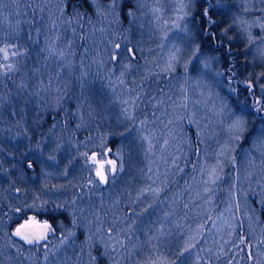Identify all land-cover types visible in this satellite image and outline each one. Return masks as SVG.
<instances>
[{"label": "rangeland", "instance_id": "rangeland-1", "mask_svg": "<svg viewBox=\"0 0 264 264\" xmlns=\"http://www.w3.org/2000/svg\"><path fill=\"white\" fill-rule=\"evenodd\" d=\"M55 1L61 2L33 0L30 12L21 0H0V41H11L10 51L18 50L21 38L35 45L30 57L18 53L14 63V82L26 98L16 95L17 108L32 114L40 101H52L55 109L72 85L76 127L93 129L92 118L117 125L135 114L142 118L125 144L123 166L118 144L86 155L98 181L101 166L107 181L120 168L107 189L61 196L84 229L82 239L68 231L39 254L22 251L14 257L2 246L0 264H161L182 249L180 244L189 247L187 254L165 264H202V256L229 242L264 264V124H256L254 111L232 103L234 85L224 78L217 54L201 46L194 15L198 0H89L94 14L86 16L88 25L76 14L68 18L58 12ZM212 5L219 36L237 46L246 59L247 76L264 92V0H214ZM80 33L87 41L82 46L76 44ZM114 55L118 59L113 60ZM260 105V97H254V110ZM238 116L246 123L236 141L229 125ZM52 127L54 137L60 129ZM225 145L229 150L221 155ZM49 146L62 164L50 168V175L75 176L79 166L69 164L63 142L51 140ZM191 149L198 154L199 166L187 175L184 187L176 181L173 190L161 193L165 182L181 177L179 166L188 163ZM108 161H115V172ZM232 162L235 167L227 172L221 191L215 177ZM126 205L132 212L125 208V214L130 212L125 216ZM32 218L12 234L26 222L24 236L39 235L45 222L50 226ZM196 243H202L199 249Z\"/></svg>", "mask_w": 264, "mask_h": 264}, {"label": "trees", "instance_id": "trees-1", "mask_svg": "<svg viewBox=\"0 0 264 264\" xmlns=\"http://www.w3.org/2000/svg\"><path fill=\"white\" fill-rule=\"evenodd\" d=\"M21 1L26 2L30 12H32L33 0ZM60 1L59 3L55 1V5H53L58 12L68 18L76 14L78 18H83L82 22L84 25L89 24L91 20L86 16L93 17L94 14L89 0ZM212 2L214 0H198L197 8L194 12L195 19L198 20V33L201 46L207 45L213 48V52L219 58V65L225 76L224 78L229 80L230 85H234V92L229 95L232 103L236 107L243 105L251 114L254 111L257 117H262L264 116V92L259 91L251 78L247 76L249 73L246 59L240 54V51L236 48L237 46L233 42L219 36V18L213 11ZM124 5L125 3H121V11ZM226 41L229 42L227 43ZM85 43H87L85 36L82 33L78 34L76 44L82 46ZM17 46V51H10L13 47L12 42L0 41V49H8L7 60L4 58V53L0 51V66L6 67L9 64L13 66V70L6 75L3 74V68L0 67V250L4 246L7 254L12 257L22 251H31L32 253L39 254L38 251L40 249H46L50 242L56 238H61L68 231L71 232L73 237L76 236L78 240L82 239L84 229L81 228L77 222V217L68 209L69 205L64 202L61 196L65 193L77 194L83 189H107L110 179L118 174L120 168L111 176L109 181L105 184L100 183V181L93 177L92 169L88 167L86 161V155L93 151H100L106 146L113 150L118 144L119 148H121V156L118 159L120 167L122 165L121 159L126 158L128 153L125 144L132 134L133 127L142 118L140 116L141 113L135 114L133 119L131 117L127 122L120 125L113 124L110 119L108 121H105V119L101 121L100 118H92L89 125H92L93 129L88 125L76 127L77 119L73 114L74 112H72L74 110V103L70 101V94L73 90L72 85L66 91L62 103L58 102L57 106L59 105V107L55 109L50 107L52 101L44 103L40 101L37 108L33 104L32 114L29 110L18 109L16 95L20 97L24 96L20 93L17 84L14 82L16 77V66L14 63L18 53H25L27 57H30L33 54L35 45L31 40L21 38ZM13 53H16V55H13ZM248 82L252 84V90L248 89L246 85V83L249 84ZM254 97H260L261 105L257 111L252 106ZM142 109L143 111L145 110L144 108ZM53 125L59 126L60 129V132L54 137H52ZM51 127L52 131L50 132ZM188 127L186 126L185 132L190 139V134H188L190 129ZM250 132L249 130L244 134L243 140L239 143L235 153L240 151L241 144L247 140ZM51 140L63 142L64 149L70 152L69 164L79 166L80 169L75 176L68 175L61 178L50 175V168L53 167L55 169L62 165L58 163L56 160L58 158L57 154L49 146V141L51 142ZM59 148L57 147L56 149ZM188 159L186 165L182 163L179 166L181 177L179 176L177 180L173 178L165 182L164 188L160 189L161 193L173 190L176 186V181H178L180 187H184L187 175L193 171L194 166L198 167L199 165L198 154L194 155L192 149L189 152ZM30 162L32 164L31 167L28 166ZM234 167V162L230 166L225 167L224 172L218 178L219 186L223 185L227 172H233ZM44 168L46 169L47 178L41 175ZM183 173L185 174L182 175ZM42 184L45 185V188L41 187ZM214 190L215 187L212 191ZM220 190H223L222 186H220ZM55 196H60V199H57ZM220 201L221 199H217L218 203ZM125 208L127 211L132 212L130 206H124L122 213L125 216L130 214V212L124 213L126 211ZM29 216L39 221H47L50 224L51 234L47 236V239L42 240V243L28 244L12 234V229ZM203 232L204 230L202 229L201 233ZM229 243V246H220L216 251L202 257L200 256L201 263H261L260 259L256 256L248 258V254L244 248L237 250L233 248L235 242ZM201 245L202 243H196L194 247L199 249ZM94 246L93 252H97L96 245ZM180 247H182V249H179L180 253L177 252L169 260L170 262L173 261L174 263L183 259L185 254H187L189 247L183 244H180ZM169 261H165V263ZM165 263L162 262L161 264ZM99 264H101L100 260ZM185 264L189 263L186 262Z\"/></svg>", "mask_w": 264, "mask_h": 264}, {"label": "snow or ice", "instance_id": "snow-or-ice-1", "mask_svg": "<svg viewBox=\"0 0 264 264\" xmlns=\"http://www.w3.org/2000/svg\"><path fill=\"white\" fill-rule=\"evenodd\" d=\"M261 27H264V24L261 25ZM117 48L120 47V45H116ZM0 51L4 52V58L5 60L8 59V55H7V49H0ZM131 51V50H130ZM13 55H16V53H13ZM193 56H196V52L193 53ZM113 60L118 59L117 56H113L112 57ZM207 67V65H205ZM3 68V74H7L8 72L13 70V66L12 65H7L6 67L4 66H0ZM264 75V74H262ZM251 86V85H250ZM259 103V101H258ZM245 120L243 119L242 116H238L235 117V119H233L232 123L229 125V129L233 132L234 136V140L238 141L241 138V135L244 133L245 131ZM229 150V146L225 145L221 151V155H224L225 152H227ZM51 159V157H50ZM109 165H111V171L115 172L116 171V163L115 161H108L107 162ZM29 167L32 166L31 162L28 165ZM96 176L99 178L100 183H106L107 182V175L105 173V171L103 170V166H101L100 169L97 170L96 172ZM216 179H218L219 177H215ZM19 211V209H18ZM32 222L34 223V218H32ZM27 223L25 225H21L20 228H18L16 230V232L14 233V235L16 236H21L26 243L28 244H32V243H39L42 240L47 239V233L51 230L50 226L45 222V224L43 225V231L39 234V235H30V236H24L22 234V229L25 228L27 226Z\"/></svg>", "mask_w": 264, "mask_h": 264}, {"label": "bare ground", "instance_id": "bare-ground-1", "mask_svg": "<svg viewBox=\"0 0 264 264\" xmlns=\"http://www.w3.org/2000/svg\"><path fill=\"white\" fill-rule=\"evenodd\" d=\"M210 49L213 50L212 47H211ZM219 66H220V65H219ZM252 116H253V115H252ZM254 116H255V115H254ZM258 117H259V116H258ZM258 117H255V118H254L255 121H257L256 124H257V123H263V124H264V116H262V117L260 116L259 118H258ZM198 152H199V155H200V148H199V151H198ZM195 155H196V154H195ZM195 157H196V156H195ZM198 162H199V159H198ZM198 166H199V165H198ZM199 173H201V172H199ZM199 173H198V174H199Z\"/></svg>", "mask_w": 264, "mask_h": 264}]
</instances>
